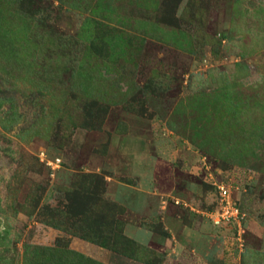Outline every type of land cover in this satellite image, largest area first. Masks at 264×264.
<instances>
[{"label":"rangeland","instance_id":"obj_1","mask_svg":"<svg viewBox=\"0 0 264 264\" xmlns=\"http://www.w3.org/2000/svg\"><path fill=\"white\" fill-rule=\"evenodd\" d=\"M220 186L238 223L211 220ZM67 192L96 196L115 248L41 221ZM27 245L264 264V0H0V262Z\"/></svg>","mask_w":264,"mask_h":264},{"label":"trees","instance_id":"obj_2","mask_svg":"<svg viewBox=\"0 0 264 264\" xmlns=\"http://www.w3.org/2000/svg\"><path fill=\"white\" fill-rule=\"evenodd\" d=\"M38 92V90H37ZM28 93V92H27ZM33 90L29 91V96H32ZM10 98L3 97L2 102H10ZM69 193L68 205L64 209L55 208L48 205L42 206V211L39 214L41 221L53 228L62 229L64 231H70L74 229L73 234L80 239L86 240L93 244H96L104 248H115L118 245V238L120 234H112L107 232L105 229V224L108 221L105 219L104 215H88V209L91 206L90 203L96 200L94 194L80 196L78 198L77 193ZM64 224L69 226L65 227ZM121 239L123 237H120ZM49 249H42L32 245H27L24 247L25 264H37V254L42 253ZM85 260V259H84ZM89 261V260H87ZM91 264H96L94 261H89ZM0 264H6V261L0 262Z\"/></svg>","mask_w":264,"mask_h":264},{"label":"built area","instance_id":"obj_3","mask_svg":"<svg viewBox=\"0 0 264 264\" xmlns=\"http://www.w3.org/2000/svg\"><path fill=\"white\" fill-rule=\"evenodd\" d=\"M219 196V209L216 213L211 215L213 218V224L219 225L225 222H239L242 216L238 208L232 203L230 198V190L224 186H220L218 189Z\"/></svg>","mask_w":264,"mask_h":264}]
</instances>
